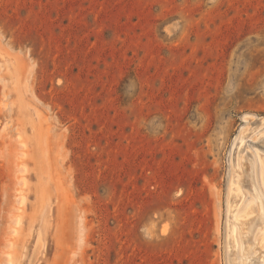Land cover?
<instances>
[{"label": "rangeland", "instance_id": "rangeland-1", "mask_svg": "<svg viewBox=\"0 0 264 264\" xmlns=\"http://www.w3.org/2000/svg\"><path fill=\"white\" fill-rule=\"evenodd\" d=\"M248 153L264 0H0V264H227Z\"/></svg>", "mask_w": 264, "mask_h": 264}, {"label": "bare ground", "instance_id": "bare-ground-1", "mask_svg": "<svg viewBox=\"0 0 264 264\" xmlns=\"http://www.w3.org/2000/svg\"><path fill=\"white\" fill-rule=\"evenodd\" d=\"M242 140L243 135L240 133L236 142ZM234 170L230 182L233 204L237 206L243 194L252 193V191L256 192L260 201L253 204L257 198L251 194L252 201L243 210L236 209L232 215L228 214L227 264H264V201L258 192L254 156L249 153L241 156ZM260 176L264 181V159L260 160ZM251 204L253 205L250 206ZM45 222L46 220L42 219L40 229L45 228Z\"/></svg>", "mask_w": 264, "mask_h": 264}]
</instances>
